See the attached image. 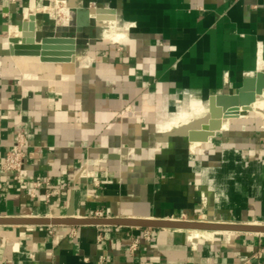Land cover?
Returning a JSON list of instances; mask_svg holds the SVG:
<instances>
[{
	"label": "crops",
	"instance_id": "1",
	"mask_svg": "<svg viewBox=\"0 0 264 264\" xmlns=\"http://www.w3.org/2000/svg\"><path fill=\"white\" fill-rule=\"evenodd\" d=\"M85 10L111 12L124 38L106 39ZM31 12L38 37L81 25L70 63L11 54ZM260 60L264 0H0V163L22 132V178H49L31 195L0 170V219L264 225V96L198 146L162 129L186 103L240 87ZM197 232L0 225V264H264V234Z\"/></svg>",
	"mask_w": 264,
	"mask_h": 264
},
{
	"label": "water",
	"instance_id": "2",
	"mask_svg": "<svg viewBox=\"0 0 264 264\" xmlns=\"http://www.w3.org/2000/svg\"><path fill=\"white\" fill-rule=\"evenodd\" d=\"M70 12L78 8L69 3ZM105 10L96 12H83L84 18L89 14H100ZM72 16V15H71ZM81 26V25H80ZM78 26L76 35L72 37L43 36L38 37L35 25V16H30L22 23L20 36L9 38L10 52L13 56L37 58L39 63L57 65L70 63L76 54L78 38L81 27ZM264 96V70H259L250 78L243 80L242 85L230 93H220L211 96L206 104L207 112L186 125L171 130L169 136L186 137L191 143H205L221 124L237 118L240 112H249L256 100ZM235 114V115H234ZM0 225H33V226H124L139 228H157L181 231L203 232H231L264 234V225L216 223L206 221H189L177 219L164 220H133L110 218H84V219H0Z\"/></svg>",
	"mask_w": 264,
	"mask_h": 264
},
{
	"label": "bare ground",
	"instance_id": "3",
	"mask_svg": "<svg viewBox=\"0 0 264 264\" xmlns=\"http://www.w3.org/2000/svg\"><path fill=\"white\" fill-rule=\"evenodd\" d=\"M56 3H58V0H54ZM68 3V2H67ZM68 7V6H67ZM91 9V8H89ZM96 10V9H94ZM114 11V10H113ZM63 12L65 14H68L67 9L63 8ZM75 13V12H74ZM111 12L109 11H104L102 12L100 15L93 13L91 15H93L94 17L97 18V20H99L101 23L109 26L110 31H107L104 33V36L106 39L109 40H113V41H119L122 38H124L123 33L117 32L116 31V26H115V20L112 14H110ZM34 14L31 12L30 16H33ZM98 15V16H97ZM29 16V17H30ZM88 16L89 13H88ZM75 17V16H74ZM56 22V21H55ZM57 23V22H56ZM77 27V26H76ZM21 57V56H19ZM23 58V63L24 64H31V62H35L36 60H38L37 58H33V57H22ZM21 59V58H19ZM37 63V62H36ZM34 64V63H33ZM73 64V63H72ZM259 70H264V62H262L261 60L259 61ZM28 69V68H27ZM45 76V75H44ZM207 112V108L204 107L202 104L190 101L188 103H186L183 107V109L178 112L175 117L173 118V120L169 123H167L162 129L164 130H169L170 128L174 127V128H178L186 123H188L190 121V116L193 115L194 113H205ZM198 115V114H197ZM235 115V114H234ZM200 116V114H199ZM202 116V115H201ZM229 121V120H228ZM224 122L221 124V127L224 126ZM161 129V130H162ZM194 146H198L200 143H192ZM194 236H197L198 232L197 231H193ZM227 232H206L204 233V235L206 237H211L213 236V234H224ZM193 236V235H192Z\"/></svg>",
	"mask_w": 264,
	"mask_h": 264
},
{
	"label": "built area",
	"instance_id": "4",
	"mask_svg": "<svg viewBox=\"0 0 264 264\" xmlns=\"http://www.w3.org/2000/svg\"><path fill=\"white\" fill-rule=\"evenodd\" d=\"M26 146V137L22 132H17L14 138V142L10 148V150L6 153L3 161L0 163V170L3 173H10L12 174L13 181L19 187H30L31 188V195H33L32 189L39 188L43 186L49 185V178L44 179H35L26 181L22 178L23 166H24V159L25 153L24 149ZM97 216L100 214H96ZM183 220V219H177ZM147 237V234L145 235ZM136 242L132 245V248H135ZM105 260V257H101L99 259L98 264H102ZM244 264H252L249 260H246Z\"/></svg>",
	"mask_w": 264,
	"mask_h": 264
},
{
	"label": "rangeland",
	"instance_id": "5",
	"mask_svg": "<svg viewBox=\"0 0 264 264\" xmlns=\"http://www.w3.org/2000/svg\"><path fill=\"white\" fill-rule=\"evenodd\" d=\"M257 107H258V109L264 107V103H259ZM197 114H198V115H197ZM199 114H200V116H199ZM203 114H206V112H205V113H194L193 115L190 116V121H189V122H191L192 120H194V119H196V118L201 117V115H203ZM189 122H188V123H189ZM188 123H186V124H188ZM186 124H184V125H186ZM182 126H183V125H182ZM180 127H181V126H180ZM172 128H174V127H172ZM178 128H179V127H178Z\"/></svg>",
	"mask_w": 264,
	"mask_h": 264
}]
</instances>
